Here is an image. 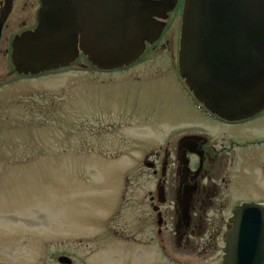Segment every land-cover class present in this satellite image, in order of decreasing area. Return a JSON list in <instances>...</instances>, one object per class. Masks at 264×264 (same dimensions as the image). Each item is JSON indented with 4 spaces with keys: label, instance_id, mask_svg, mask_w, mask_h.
Segmentation results:
<instances>
[{
    "label": "rangeland",
    "instance_id": "1",
    "mask_svg": "<svg viewBox=\"0 0 264 264\" xmlns=\"http://www.w3.org/2000/svg\"><path fill=\"white\" fill-rule=\"evenodd\" d=\"M156 52L110 74L73 67L22 77L9 57L0 60V264H54L57 256L88 264L188 261L173 245L162 250L151 221L139 237L149 245L124 240L134 218L151 212L127 202L132 192L139 202L153 190L144 155L190 125H209L168 51ZM262 195L251 184L237 192L240 200Z\"/></svg>",
    "mask_w": 264,
    "mask_h": 264
},
{
    "label": "flooded vegetation",
    "instance_id": "2",
    "mask_svg": "<svg viewBox=\"0 0 264 264\" xmlns=\"http://www.w3.org/2000/svg\"><path fill=\"white\" fill-rule=\"evenodd\" d=\"M129 2L138 7L135 10L137 17L146 14L151 19L148 24L151 36L149 41L144 40L140 58L125 66V70L139 65L150 52L157 53L163 49L168 51L166 55L179 76V44L185 0ZM169 2L171 7L166 12ZM146 4L153 5L149 7ZM41 7V0H0V60L9 57L11 61L15 41L36 32ZM176 21V29L172 28L173 31L169 32V27ZM76 35L77 59L71 66L79 69L90 67L92 64L80 47V33L76 32ZM167 36L168 39L162 42ZM173 43L177 44L176 48L170 47ZM159 44L161 46L157 48ZM258 51L262 56L255 54L258 68L253 74V81L262 85L264 48ZM197 104L208 126L190 125L188 133L144 155L142 165L149 178L154 180L153 190L147 191L139 202H135L132 192L127 202L129 208L147 206L151 212L150 215L134 218L131 233L124 240L138 247L149 245L139 237L146 233V223L151 221L156 227L155 238L162 250L166 251L168 246L173 245L177 253L188 258L184 264H192V257L224 264L230 246L236 244L240 236L254 232L259 239H264V229L261 230L264 226V96L257 97L251 105L242 108L240 114H234L233 117L237 118L231 120L227 113L218 111L219 105L216 109L215 106L209 109L203 102ZM130 181L126 179L128 184ZM250 184L263 194L262 197L240 200L238 190ZM243 205L259 208L241 217L238 216L239 208ZM238 220L245 221L249 227L246 232L234 229ZM62 257L65 256H57L54 264H88L86 257L74 262L66 256V262L61 263ZM167 259L173 260L171 256ZM174 262L183 264L176 257Z\"/></svg>",
    "mask_w": 264,
    "mask_h": 264
},
{
    "label": "water",
    "instance_id": "3",
    "mask_svg": "<svg viewBox=\"0 0 264 264\" xmlns=\"http://www.w3.org/2000/svg\"><path fill=\"white\" fill-rule=\"evenodd\" d=\"M41 4L36 32L13 45L11 61L20 75H38L73 63L76 32L84 55L100 70L133 63L151 36V19L146 14L137 17L138 7L129 0H41ZM169 7L171 3L166 12ZM263 44L264 0H185L179 72L195 98L209 109L219 105L218 111L231 120L264 96V84L253 81L258 68L255 54L260 55ZM256 208L243 205L238 216ZM244 222L236 221L234 229L246 232L249 227ZM60 261L66 262L65 258ZM224 264H264V239L254 232L240 236Z\"/></svg>",
    "mask_w": 264,
    "mask_h": 264
}]
</instances>
